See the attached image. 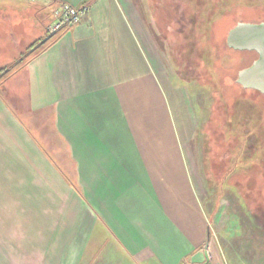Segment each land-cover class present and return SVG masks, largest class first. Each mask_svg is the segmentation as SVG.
I'll list each match as a JSON object with an SVG mask.
<instances>
[{"label":"crops","instance_id":"obj_1","mask_svg":"<svg viewBox=\"0 0 264 264\" xmlns=\"http://www.w3.org/2000/svg\"><path fill=\"white\" fill-rule=\"evenodd\" d=\"M12 2L2 36L25 50L59 5L88 10L0 82V264H226L185 149L187 91L133 2Z\"/></svg>","mask_w":264,"mask_h":264},{"label":"rangeland","instance_id":"obj_2","mask_svg":"<svg viewBox=\"0 0 264 264\" xmlns=\"http://www.w3.org/2000/svg\"><path fill=\"white\" fill-rule=\"evenodd\" d=\"M131 2L173 84L187 91L195 131L185 149L201 203L214 216L210 238L217 243L220 260L264 264V165L232 169L239 138L226 124L233 112L237 116L241 111L240 100L264 101L261 94L236 82L238 72L256 59L255 54L232 51L226 45L227 33L237 23L264 21V0ZM13 3L0 0V6ZM1 29L0 63L7 68L0 72V81H4L17 71L15 61L25 48L22 43L9 45ZM236 99L237 105L232 102ZM255 139L250 137L248 145Z\"/></svg>","mask_w":264,"mask_h":264},{"label":"trees","instance_id":"obj_3","mask_svg":"<svg viewBox=\"0 0 264 264\" xmlns=\"http://www.w3.org/2000/svg\"><path fill=\"white\" fill-rule=\"evenodd\" d=\"M59 36L60 35H57V32L50 35L49 32L46 31V40L43 41L45 39L44 38L28 46L26 50L20 54V58L15 61L14 65H16V67L18 68L23 66L24 64L35 58L42 51H44L46 48H48L50 45H52L59 38ZM38 44L40 45L36 47ZM228 49L235 51L231 48ZM240 52L254 53L255 58L257 57V54L254 51ZM6 68L7 66L2 67L0 69V72L5 70ZM232 102H235V104L237 105V103L239 104V99H236ZM240 102L241 104H239V109L241 107V111L238 113L237 116H235L233 112L232 116H230L226 121L227 125L231 126L232 128H235L236 132L234 135L239 138V140H237L239 144L237 148V158L235 159L236 161H232L231 165L233 166V170L236 166L242 168H251V166L254 165H264V126L262 125V122H264V114L262 115V111H264V103H243V101L241 100ZM234 105L232 104L233 107ZM251 111H253L254 113ZM246 113H248L249 117ZM250 137L256 138L255 143L252 145H248V140ZM247 150H249L248 154L246 152ZM257 161L258 163H256Z\"/></svg>","mask_w":264,"mask_h":264},{"label":"water","instance_id":"obj_4","mask_svg":"<svg viewBox=\"0 0 264 264\" xmlns=\"http://www.w3.org/2000/svg\"><path fill=\"white\" fill-rule=\"evenodd\" d=\"M226 45L236 51H254L257 54L248 67L238 72L236 82L243 88L264 94V21L237 23L228 31Z\"/></svg>","mask_w":264,"mask_h":264},{"label":"built area","instance_id":"obj_5","mask_svg":"<svg viewBox=\"0 0 264 264\" xmlns=\"http://www.w3.org/2000/svg\"><path fill=\"white\" fill-rule=\"evenodd\" d=\"M87 10V5H83L81 7H76L68 3L59 5L53 11L54 21L46 26V31L49 33H56L64 27L77 24L80 22Z\"/></svg>","mask_w":264,"mask_h":264}]
</instances>
